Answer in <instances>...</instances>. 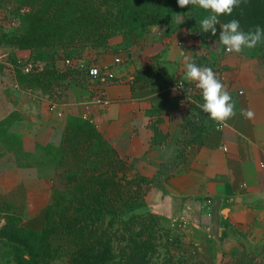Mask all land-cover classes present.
Instances as JSON below:
<instances>
[{"label": "crops", "instance_id": "crops-1", "mask_svg": "<svg viewBox=\"0 0 264 264\" xmlns=\"http://www.w3.org/2000/svg\"><path fill=\"white\" fill-rule=\"evenodd\" d=\"M224 49L218 40L202 41L188 29L155 26L130 49L99 56L98 64L116 76L105 87L111 100L107 109L89 111L92 92L73 84L64 97L66 113L59 116L49 110L51 93L20 83L2 63L31 51L0 42V194L20 189L21 204L15 198L11 207H23V225L44 227L57 173L49 158L62 146L74 116L91 112L117 150L143 160L145 174H156L162 163L175 158L183 117L199 89L187 87L186 96H179L170 79L187 80L185 57L193 61L197 55L217 69L213 71L235 101L236 115L224 124L216 122L202 145L152 187L147 203L166 218H185L205 230L222 251L242 243L254 248L264 238V57L248 49L239 54ZM117 56L121 63H115ZM146 68L161 77L137 79ZM240 109H251L253 119ZM156 129L165 136L162 144H153ZM6 220L2 213L1 226Z\"/></svg>", "mask_w": 264, "mask_h": 264}, {"label": "trees", "instance_id": "trees-1", "mask_svg": "<svg viewBox=\"0 0 264 264\" xmlns=\"http://www.w3.org/2000/svg\"><path fill=\"white\" fill-rule=\"evenodd\" d=\"M21 4H31L32 11L28 13L23 25L16 26L13 31L8 30L6 36L0 37L1 43H7L16 49H29L31 51L30 58L34 60L45 61L43 70L26 73L23 71V62H19L14 55H11L10 61L14 65L16 75L20 83L25 86L42 89L48 93H52L53 84L67 78L69 73L76 84L90 87L89 69L72 70V72H57L48 60L45 54L49 53V49L55 47H74L77 43L84 41L93 43L96 47H105L106 41L113 37L116 33L124 36L133 32L136 27L147 24L160 23V13L154 10L155 6H151L148 0H17ZM142 1V3L140 2ZM175 9L176 14H183L187 23L184 27L190 32L197 33L202 41H219L220 27L217 25V33L215 36L211 32L204 33L200 31V21L209 13L205 10L188 6L181 8L177 0H165ZM252 0H242L239 8H236L231 16L219 17L221 23L228 22L235 18L240 22L241 27H245L246 32L256 25L264 28V21L254 23L251 26L250 18L255 13V6L250 7L247 2ZM163 2V0H159ZM264 0H262V4ZM152 8V10L148 9ZM193 9V10H190ZM18 12V10L16 11ZM20 12V11H19ZM189 12L192 14L189 15ZM11 14V13H10ZM20 14V13H19ZM17 19L16 15H11ZM187 16V17H186ZM164 18V16H162ZM133 21L137 24L134 25ZM16 23V22H14ZM150 29L143 30V34ZM142 34V35H143ZM131 46V45H130ZM130 46L124 48L130 49ZM258 55L264 57V44L254 48ZM197 66L210 67L212 70L217 69L206 63L203 56H195L193 61ZM214 64V63H213ZM68 73V74H67ZM161 74L156 73L150 68L142 69L137 79L152 80L160 78ZM176 78H171L170 82H174ZM220 79V78H219ZM188 88H195V84L187 80ZM61 86H64L61 85ZM61 96L64 98L70 87L64 86ZM90 90V89H89ZM188 112L184 115L182 121V136L178 141V152L175 159L187 156L188 151L202 145L204 136L215 126L216 122L204 113L198 104L203 103L201 91L192 95ZM78 120L79 125L73 127V121ZM165 136L161 135L156 129V135L153 144H162ZM112 145L103 136L100 130L88 119L74 116L70 119L68 131L64 136L62 146L57 150L52 162L57 166V180L66 186L70 196L69 208H71L75 219L80 218L82 222L78 226L71 224L66 228H57L42 230L26 228L23 223V207L16 206L9 209H0L1 214L7 216L6 223L0 227V239L7 244L23 246L24 242L19 241L16 235L20 232H26L31 235L42 236L45 247L55 245L71 248V245L81 243L89 246L91 239L94 238L95 230H93V217L103 212L104 203L112 201L110 209L115 210V204L118 201H124L129 205L130 209H135L140 205V191L134 187L131 180L124 176H119L116 170V162L112 155ZM111 151V152H110ZM83 155L96 157L97 163L92 168L81 164ZM114 163V164H113ZM113 164V166H112ZM110 166V167H109ZM129 199V202H128ZM63 209H54L51 203L46 211L45 222L51 221L56 213ZM151 217H155L151 213ZM55 223V222H54ZM59 225V222H57ZM82 226V233H79V227ZM84 229L85 232H84ZM47 234L45 235V233ZM242 245V244H241ZM201 253L203 261L201 264H216L214 262V254L211 247H204ZM130 254L126 262L124 260L117 264H146L147 251L143 246H135L131 248ZM224 258L221 264H264V251L257 252L256 248L246 249L245 247L238 250L233 247L228 251H223ZM28 261L26 257L22 258Z\"/></svg>", "mask_w": 264, "mask_h": 264}, {"label": "rangeland", "instance_id": "rangeland-1", "mask_svg": "<svg viewBox=\"0 0 264 264\" xmlns=\"http://www.w3.org/2000/svg\"><path fill=\"white\" fill-rule=\"evenodd\" d=\"M140 2L142 3V1ZM148 3L155 6L154 10L160 13V23L147 24L145 28L138 26L127 36L116 33L106 41L105 47L98 48L93 43L84 41L77 43L78 46L74 47H55L49 49L50 52L45 54V58L48 57V60L51 61L50 65L57 72H72L74 69L83 72V70L98 64V58L102 53L108 51L121 52L122 49L132 46L142 36L143 30L152 29L155 26H164L171 31L184 27V24L187 23L185 16L176 14L175 9L167 1L148 0ZM259 3L262 4V0L247 2L250 7L255 6V13L251 16L247 15L250 18L251 26L254 23L264 21V4L260 5ZM148 9L152 10V8ZM17 10L18 12H16ZM30 11H32L31 4H21L17 0H0V37L6 36L8 30L13 31L16 26L23 25L25 22L23 17H26ZM191 14L192 12H189V15ZM11 15H16L17 19L14 21L16 23L13 22L15 17L12 18ZM133 24L136 25L137 22L133 21ZM241 29L246 32L245 27H241ZM249 51L254 54L258 53L255 49ZM69 74L67 78L52 85L51 97L58 88L63 87L64 89V86L71 87L76 84L72 79V74ZM63 84L64 86H61ZM78 125V120H74L73 127ZM111 145L113 150L110 152L116 160L113 164L116 165L117 173L119 176L125 177L124 181L126 179L131 180L134 187L140 191V205L138 204V207L132 210L125 203V200L118 201L114 207L116 209L113 210V208L110 209L112 201L108 200L104 203L103 212L94 216L93 222H91L95 234L89 246L79 242L71 245V248L62 247V245L45 247L42 236L31 235L26 232H20L16 235L19 241L24 242L22 247L4 243L0 239V264H117L122 260L126 262L131 248L140 245L147 251L146 264H201L203 261L201 253L205 246L211 247V252L215 256L214 262L221 264L224 258L223 251L205 230L196 227L185 218H166L148 206L147 196L152 187L160 181V178L166 177L183 158L165 161L156 174L149 175L143 172L142 159L125 155L117 150L112 143ZM55 155H58V152H54L49 160H53ZM97 160L94 156L83 155L81 164L92 168L96 165ZM51 189L53 208L63 210L56 213L49 223L46 221L44 227L38 231L49 232V230L57 228H66L73 223L77 226V222L79 226L82 223L79 221L80 218L73 219L74 214L69 208L71 194H69L66 186L57 180V173ZM21 194L20 189L8 196L0 194V209L11 208L15 198L17 203L21 204L19 200ZM151 213L155 215L154 218L151 217ZM78 232L82 233V226L79 227ZM236 247L238 250L244 247L247 250L252 248L243 243ZM254 247L257 252L264 251V238L259 240ZM23 257L29 260L26 262L22 259Z\"/></svg>", "mask_w": 264, "mask_h": 264}, {"label": "clouds", "instance_id": "clouds-1", "mask_svg": "<svg viewBox=\"0 0 264 264\" xmlns=\"http://www.w3.org/2000/svg\"><path fill=\"white\" fill-rule=\"evenodd\" d=\"M179 7L197 6L209 14L200 21V31L217 33V25L220 27L219 43L228 53H242L245 49L251 50L264 44V28L256 25L247 32L243 31L238 19H231L221 23L219 17L231 16L236 8H239L242 0H177ZM95 74V70H93ZM185 74L189 82L201 91L203 103L198 107L208 117L224 124L236 115V104L224 83L217 77L212 68L197 66L196 63L185 57ZM240 114L251 120L254 112L251 109H240Z\"/></svg>", "mask_w": 264, "mask_h": 264}, {"label": "built area", "instance_id": "built-area-1", "mask_svg": "<svg viewBox=\"0 0 264 264\" xmlns=\"http://www.w3.org/2000/svg\"><path fill=\"white\" fill-rule=\"evenodd\" d=\"M195 36L198 37V34L195 33ZM2 57L0 58V62H2ZM19 62H23L22 65L23 71L26 73L34 72V71H40L43 70L45 67V62L41 60H34L30 58V56L25 58L18 59ZM122 58L120 56H117L115 58V63H121ZM5 63L12 72H15L14 65L8 60V62H2ZM93 70H95V74H93ZM89 75H90V91L92 92V99L89 103L86 104L89 111L92 110V108H97L98 110L102 111L103 109H107V107L110 105L111 100L108 98L105 87L106 84H108L110 81L116 80L115 72L108 68H103L101 65L96 64L89 68ZM172 88L177 92L179 96H186L187 92V85L184 78H179L176 81L172 83ZM62 94V88H58L57 92L54 93V95L50 98L49 101V110L52 112L57 113L59 116H63L66 113V102L64 101V98L61 96ZM85 119H88L91 123H93L95 126L96 121L95 117L91 112H88L84 115ZM97 127V126H96ZM197 264V263H196Z\"/></svg>", "mask_w": 264, "mask_h": 264}]
</instances>
